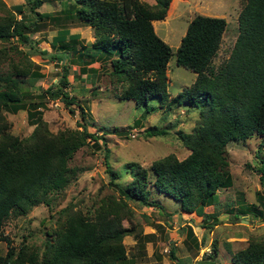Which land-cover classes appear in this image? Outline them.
Segmentation results:
<instances>
[{"label": "trees", "instance_id": "1", "mask_svg": "<svg viewBox=\"0 0 264 264\" xmlns=\"http://www.w3.org/2000/svg\"><path fill=\"white\" fill-rule=\"evenodd\" d=\"M44 1L24 0L0 14V39L8 41L0 45V240L8 245L0 254V264H134L123 242L134 225H124L122 220L130 218L128 199L159 205L150 197L152 188L177 200L181 209L203 214V226L212 228L218 222L217 212H205L203 208L214 203L217 190L232 184L227 143L264 134V0H244L233 46L218 65L213 59L221 45L226 18L204 13L192 16L176 47L175 62L193 70L195 78L175 95L167 89V66L173 51L153 24V20L165 17L170 0H66L61 13L38 10ZM43 17L58 27L52 39L56 51L52 57L61 60L74 54L80 60L87 56V63L98 61L107 70L110 82L117 86L114 93L118 98L148 106L153 97L158 101L152 108L167 111L184 105L198 108L199 116L190 131L178 132L190 150L185 157L168 153L148 167L130 163L132 176L125 184L116 180L118 173L106 160L108 182L118 196L104 194L86 210L69 202L57 210L56 225L45 229L42 248L26 242L16 247L3 232L5 219L11 214H25L38 203L51 206L54 197L81 170L70 164L74 152L90 140L98 145L101 136L105 139L101 129V133L87 130L85 120L81 129L69 127L54 132L43 118L39 109L43 101L35 99L32 88L43 72L30 51L20 47L23 43L34 53L46 52L29 43L30 33L40 29ZM74 18L92 28L91 41L84 42L78 32L70 31L68 21ZM68 73L65 62L58 82L49 85L45 95L60 99L71 111L79 108L85 117L82 104L66 90ZM21 109L27 111L34 125L26 136L13 133L6 116V112ZM164 132L163 128L146 129L151 135ZM107 152L106 148V157ZM257 170L262 184L257 197L264 206L263 160ZM254 207H234L229 212L237 221ZM254 213L263 215L262 210ZM183 230L187 247L193 243L199 251L201 242L192 226ZM136 236L142 237L138 232ZM227 251L232 264H264V236L250 237L244 247ZM169 252L179 261L173 246ZM213 254L217 255L215 242L212 251L195 264H217L206 258Z\"/></svg>", "mask_w": 264, "mask_h": 264}, {"label": "rangeland", "instance_id": "2", "mask_svg": "<svg viewBox=\"0 0 264 264\" xmlns=\"http://www.w3.org/2000/svg\"><path fill=\"white\" fill-rule=\"evenodd\" d=\"M21 2L24 0H0V14ZM243 2L244 0H170L165 17L153 20L156 32L173 51L167 66V89L171 95L177 94L195 78L193 70L175 62L176 47L192 16L204 13L226 18L227 25L221 45L213 59L214 64L218 65L228 57L233 46L238 33L237 17ZM66 5V0H46L38 10L61 13L60 9ZM24 14L27 15V11ZM17 16L20 14L17 13ZM53 23L50 18L43 17L40 29L30 33L29 43L38 50L43 49L45 53H34L29 45L20 43V47L30 51L31 58L43 72V76L32 86L35 89V99L43 101V105L39 107L42 116L49 129L54 132L69 127L81 129V121L85 120L87 130L98 133L103 131L105 139L101 136L98 145L90 140L74 152L70 164L81 170L76 179L54 197L51 206L38 203L25 214H11L5 219L3 232L16 247L26 242L42 248L46 237L45 229L56 225L57 210L69 202L86 210L104 194L115 193L118 196L113 185L108 182L106 160L117 171L116 180L125 184L132 176L130 163L148 167L153 160L168 153H174L178 158L185 157L190 150L184 145L178 132L190 131L199 116L198 108L184 105L167 111L159 107L152 108V105L157 106L158 101L153 97L148 106L136 104L133 99L118 98L114 93L117 86L110 82L107 70L100 67L98 61L87 63V56L80 60L74 54L61 60L52 57L56 52L52 39L58 28ZM68 25L71 32L79 33L82 41L94 38L92 28L78 19H69ZM1 44H8V41L0 39ZM65 62L69 67L66 90L82 104L86 110L85 117L81 116L79 108L73 106L74 111H71L60 99L45 95V89L58 82ZM6 116L10 121L11 131L20 136L28 135L34 127L26 110L6 112ZM156 128H163L166 132L153 135L146 133V129ZM106 148L107 157L104 154ZM226 153L232 184L217 190L214 203L203 208L205 212H217L218 222L212 228L203 226V214L181 209L177 200L167 194L154 192V188L150 197L158 202V206H147L128 199L130 218H124L122 223L128 226L133 224L134 228L124 235L123 242L134 264H195L198 258L212 251L214 242L217 245L214 259L216 263L232 264L227 248L236 250L244 247L250 237L264 236V206L257 197V192L262 189L257 167L264 161V134H254L245 141H229ZM243 206L255 207L241 214L239 220L235 221L229 210ZM259 210L263 211V215L254 213ZM209 221L212 223V218ZM189 224L198 242H201L199 251L190 241L189 247L184 243L183 227ZM137 232L141 238L136 236ZM227 241L230 244L227 245ZM172 246L179 261L170 256ZM7 248L6 240H0V254H4Z\"/></svg>", "mask_w": 264, "mask_h": 264}, {"label": "water", "instance_id": "3", "mask_svg": "<svg viewBox=\"0 0 264 264\" xmlns=\"http://www.w3.org/2000/svg\"><path fill=\"white\" fill-rule=\"evenodd\" d=\"M215 257H216V255H215V254H213L211 257H206V258H209V259H211V260H214V259H215Z\"/></svg>", "mask_w": 264, "mask_h": 264}, {"label": "built area", "instance_id": "4", "mask_svg": "<svg viewBox=\"0 0 264 264\" xmlns=\"http://www.w3.org/2000/svg\"><path fill=\"white\" fill-rule=\"evenodd\" d=\"M55 103H58L57 101H55Z\"/></svg>", "mask_w": 264, "mask_h": 264}]
</instances>
